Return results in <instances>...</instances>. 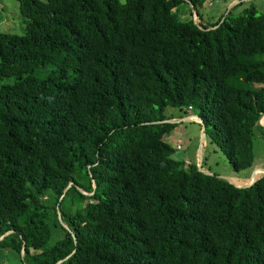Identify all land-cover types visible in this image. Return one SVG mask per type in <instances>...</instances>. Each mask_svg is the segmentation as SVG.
Returning a JSON list of instances; mask_svg holds the SVG:
<instances>
[{
	"label": "trees",
	"instance_id": "1",
	"mask_svg": "<svg viewBox=\"0 0 264 264\" xmlns=\"http://www.w3.org/2000/svg\"><path fill=\"white\" fill-rule=\"evenodd\" d=\"M18 1L25 33L0 32V250L22 264H264V175L238 188L184 168L163 139L168 108L198 110L230 165L253 166L264 15L204 25L206 0L187 1L188 20L186 0Z\"/></svg>",
	"mask_w": 264,
	"mask_h": 264
},
{
	"label": "rangeland",
	"instance_id": "2",
	"mask_svg": "<svg viewBox=\"0 0 264 264\" xmlns=\"http://www.w3.org/2000/svg\"><path fill=\"white\" fill-rule=\"evenodd\" d=\"M187 1L179 7V15L184 20L191 19L190 10L193 7V4ZM240 2L241 0H206L199 9L201 18L196 21L210 25L228 12L236 16L251 6L256 8L258 14L264 15V0H245L242 6H238ZM24 21L25 18L19 11L18 0H0L1 33L24 34ZM165 114L171 118L169 123L176 126L166 133L163 139L175 149L172 158L182 162L184 168L196 165L204 174L217 175L238 188H246L252 183L253 178L264 175V133L260 134V130L253 139L255 156L253 166L237 171L230 165L226 155L213 144L212 134L204 131L198 110L186 112L170 107ZM262 131L264 132V122ZM179 141L181 149L177 150ZM56 237H60V234ZM0 264H22V261L16 252L0 250Z\"/></svg>",
	"mask_w": 264,
	"mask_h": 264
},
{
	"label": "built area",
	"instance_id": "3",
	"mask_svg": "<svg viewBox=\"0 0 264 264\" xmlns=\"http://www.w3.org/2000/svg\"><path fill=\"white\" fill-rule=\"evenodd\" d=\"M180 143H181V141L178 142V147H177L178 150L181 149Z\"/></svg>",
	"mask_w": 264,
	"mask_h": 264
},
{
	"label": "water",
	"instance_id": "4",
	"mask_svg": "<svg viewBox=\"0 0 264 264\" xmlns=\"http://www.w3.org/2000/svg\"><path fill=\"white\" fill-rule=\"evenodd\" d=\"M202 123H203V122H202ZM203 128H204V131H205L204 123H203ZM253 182H254V178L252 179V183H253ZM252 183H251V184H252ZM251 184H250V185H251ZM250 185H249V186H250Z\"/></svg>",
	"mask_w": 264,
	"mask_h": 264
},
{
	"label": "crops",
	"instance_id": "5",
	"mask_svg": "<svg viewBox=\"0 0 264 264\" xmlns=\"http://www.w3.org/2000/svg\"><path fill=\"white\" fill-rule=\"evenodd\" d=\"M258 172V171H257Z\"/></svg>",
	"mask_w": 264,
	"mask_h": 264
}]
</instances>
